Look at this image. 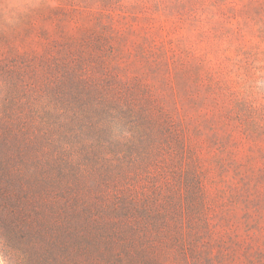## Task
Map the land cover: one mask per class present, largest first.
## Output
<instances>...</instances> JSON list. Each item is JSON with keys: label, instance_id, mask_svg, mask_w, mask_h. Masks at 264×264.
<instances>
[{"label": "trees", "instance_id": "trees-1", "mask_svg": "<svg viewBox=\"0 0 264 264\" xmlns=\"http://www.w3.org/2000/svg\"><path fill=\"white\" fill-rule=\"evenodd\" d=\"M84 43L64 42L39 83L23 62L0 70L11 148H25L12 214L23 211L43 264H234L245 244L229 242L223 202L205 189L212 168L230 181L226 160L204 168L176 107L153 113L150 92L96 68ZM248 160L229 163L226 200L264 194V168L252 176Z\"/></svg>", "mask_w": 264, "mask_h": 264}, {"label": "rangeland", "instance_id": "rangeland-1", "mask_svg": "<svg viewBox=\"0 0 264 264\" xmlns=\"http://www.w3.org/2000/svg\"><path fill=\"white\" fill-rule=\"evenodd\" d=\"M67 40L85 41L96 68L144 86L153 97V113L177 109L203 167L226 160V186L233 185L232 162L249 159L248 174L261 175L264 0H0V70L23 62L36 70L39 83L40 67L59 60ZM3 80L0 76V264H43L38 242L28 241L23 211L12 214L26 190L10 173L25 166V148L23 143L11 148ZM49 102L55 103L53 96ZM219 174L210 170L205 189L223 202L219 213L228 219L229 242L245 244L233 263L264 264V194L253 188L242 201L235 200L241 191L226 200Z\"/></svg>", "mask_w": 264, "mask_h": 264}, {"label": "clouds", "instance_id": "clouds-1", "mask_svg": "<svg viewBox=\"0 0 264 264\" xmlns=\"http://www.w3.org/2000/svg\"><path fill=\"white\" fill-rule=\"evenodd\" d=\"M9 12H10V15H15L16 14V10L14 8H11L9 10Z\"/></svg>", "mask_w": 264, "mask_h": 264}]
</instances>
